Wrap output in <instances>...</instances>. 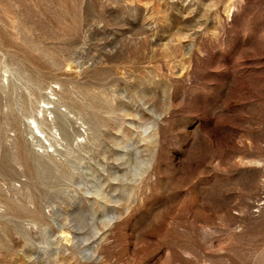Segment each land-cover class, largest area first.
Masks as SVG:
<instances>
[{"label":"rangeland","instance_id":"rangeland-1","mask_svg":"<svg viewBox=\"0 0 264 264\" xmlns=\"http://www.w3.org/2000/svg\"><path fill=\"white\" fill-rule=\"evenodd\" d=\"M0 264H264V0H0Z\"/></svg>","mask_w":264,"mask_h":264}]
</instances>
